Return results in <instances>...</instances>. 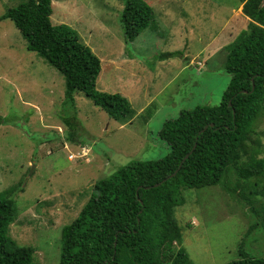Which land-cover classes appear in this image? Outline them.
Returning <instances> with one entry per match:
<instances>
[{
    "label": "rangeland",
    "instance_id": "374dc122",
    "mask_svg": "<svg viewBox=\"0 0 264 264\" xmlns=\"http://www.w3.org/2000/svg\"><path fill=\"white\" fill-rule=\"evenodd\" d=\"M22 1L0 0V16ZM126 1L53 0L54 24L70 25L101 59L97 88L123 94L134 109L118 120L77 91V144L66 139L64 75L28 50L12 19L0 20V192L16 187L10 235L36 248L34 264L60 261L61 230L97 180L132 160L163 157L170 150L159 136L163 123L218 105L230 82L221 50L248 26L241 0H147L157 29L132 42L121 26ZM257 128L264 157V115ZM236 178L231 171V190L221 183L183 191L176 216L193 264H227L240 249L264 258V228L250 229L264 213V181L241 179L235 191Z\"/></svg>",
    "mask_w": 264,
    "mask_h": 264
},
{
    "label": "trees",
    "instance_id": "16d2710c",
    "mask_svg": "<svg viewBox=\"0 0 264 264\" xmlns=\"http://www.w3.org/2000/svg\"><path fill=\"white\" fill-rule=\"evenodd\" d=\"M241 1L249 22L221 50L231 77L221 102L184 109L167 119L159 132L170 149L163 157L132 160L97 180L79 214L61 230L57 264H193L181 244L182 227L176 216V208L185 203L183 191L221 183L231 190V171L237 176L235 191L242 188L241 179L264 181L257 128L264 115V0ZM52 13L53 0H25L8 8L0 20L12 19L28 50L64 75L63 121L70 127L66 139L77 144V91L118 120L130 119L134 109L123 94L97 88L101 59L70 25L54 24ZM154 21V8L147 0H127L121 14L126 42L147 27L156 30ZM15 191L12 186L0 192V264H34L36 248L20 245L10 235L18 216ZM259 225L264 228V213L250 229ZM239 255L227 264H264V258L242 249Z\"/></svg>",
    "mask_w": 264,
    "mask_h": 264
},
{
    "label": "water",
    "instance_id": "95a60500",
    "mask_svg": "<svg viewBox=\"0 0 264 264\" xmlns=\"http://www.w3.org/2000/svg\"><path fill=\"white\" fill-rule=\"evenodd\" d=\"M244 92H247V91H244ZM211 125L213 126V123H212ZM207 127H208V125H206L205 128L202 129L200 133H202ZM193 149H194V148H193ZM188 156H189V154H187V155L185 156V158H184L183 161L181 162L180 166L182 165V163L184 162V160H185ZM177 171H178V170H176L173 174H171L170 177L175 176V174H176ZM159 184H160V183L156 184V186H158Z\"/></svg>",
    "mask_w": 264,
    "mask_h": 264
}]
</instances>
